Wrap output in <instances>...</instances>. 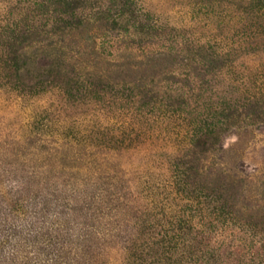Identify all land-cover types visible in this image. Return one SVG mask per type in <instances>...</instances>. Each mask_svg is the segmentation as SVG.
<instances>
[{
  "label": "rangeland",
  "instance_id": "obj_1",
  "mask_svg": "<svg viewBox=\"0 0 264 264\" xmlns=\"http://www.w3.org/2000/svg\"><path fill=\"white\" fill-rule=\"evenodd\" d=\"M124 1L133 14L120 17V0H77L85 12L63 30L39 15L19 76L0 78V230L73 226L60 239L87 250L82 264H126L133 220L196 214L186 196L197 193L167 186L186 142L167 109L191 97L224 132L214 151L187 157L222 206L205 221L223 234L219 259L264 264V0ZM15 6L0 0V23ZM138 90L167 115L137 110L128 96ZM99 187L120 196L102 206L112 224L87 218L82 196ZM85 223L105 235L78 239Z\"/></svg>",
  "mask_w": 264,
  "mask_h": 264
},
{
  "label": "trees",
  "instance_id": "obj_2",
  "mask_svg": "<svg viewBox=\"0 0 264 264\" xmlns=\"http://www.w3.org/2000/svg\"><path fill=\"white\" fill-rule=\"evenodd\" d=\"M8 1L10 4L16 1V6L10 13L12 15L16 13V16L2 19L0 23V40L2 41L0 43V78L15 79L21 71L20 51L25 45L26 37L37 25L39 15L44 14L49 17L45 22L46 25L63 30L69 27L68 21L75 18L76 14H84L85 10L82 6L76 5L77 0ZM115 4L119 7L120 17L125 13L133 14L127 7L128 2L120 0ZM213 53L222 59L231 55L228 50H222V52L213 50ZM143 92V90H138L137 93L129 95V103L137 105L136 109L144 114L157 115L159 112L158 117L166 116L167 114L161 110L164 102L158 98L144 100L146 95ZM256 96L252 95V99H255ZM178 104L181 105L180 108L167 109V111L171 112L170 117H176L179 119L178 121L181 120V124L186 126L185 133L182 135L186 142L176 159L170 163L171 175L167 186L173 193H197L186 196L187 205L194 209L196 214L186 217L185 214L172 213L165 220H161L157 215L143 218L140 221L133 220L132 230L124 239V248L131 253L126 264H230V262L219 259V256L222 255L217 245L215 246L223 234L217 231L216 225L215 227L205 225L206 220L211 224L218 221L219 212L222 209L220 201L214 193L207 194L203 187L198 185L196 179L200 175V170L195 166L194 160L187 158L190 155L196 156L200 153L214 151L224 132L216 128L215 122H210L199 112L196 113L199 108L191 97ZM231 107L233 106L226 107V110H232ZM145 109L151 112L148 113ZM232 114L234 111H231L227 116ZM177 135H181V133L177 132ZM192 175L195 177V181H193ZM112 196L113 193H108V188L103 187L97 188L92 194L85 192L82 196L84 204H86L84 206L89 211L95 210L89 213L87 218L94 222H104L105 220L106 223H111L110 219L114 216L103 211L102 206L108 204L110 200H120V196L115 198ZM106 198H109L107 202ZM127 221L129 222V220ZM54 225L56 224L53 223L49 226V229L44 225L26 226L20 222L15 225V229L20 228L19 230L12 228L5 232L0 230V264H82L84 261L80 260L85 256L87 250L84 253L77 251L81 248V244L78 242L73 251V247L67 241L60 239L64 231L68 232L70 239L73 238L74 227L69 226L66 229ZM94 225L89 223L87 228L83 226V233H79L77 238L87 241L93 234L102 238L105 235L104 232L96 231ZM109 233L111 234V232ZM32 236L34 241H31ZM213 239L215 242H212ZM33 247L34 251L29 250ZM30 253L35 257L31 258Z\"/></svg>",
  "mask_w": 264,
  "mask_h": 264
}]
</instances>
